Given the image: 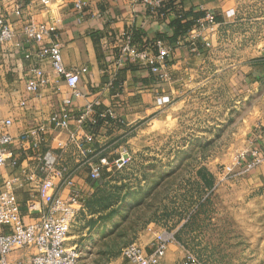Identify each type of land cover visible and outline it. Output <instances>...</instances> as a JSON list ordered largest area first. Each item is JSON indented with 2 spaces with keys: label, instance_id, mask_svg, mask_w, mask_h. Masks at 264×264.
Listing matches in <instances>:
<instances>
[{
  "label": "crops",
  "instance_id": "crops-1",
  "mask_svg": "<svg viewBox=\"0 0 264 264\" xmlns=\"http://www.w3.org/2000/svg\"><path fill=\"white\" fill-rule=\"evenodd\" d=\"M19 1L24 4L21 17L13 12L12 7L6 8L15 22L17 34L11 41L0 45V122L12 119L9 130L15 139L11 148L20 162L18 166L7 165L0 169V185L6 178L22 176L25 169L36 168L34 155L38 149L33 146V136L23 138V133L45 124L43 133L46 141L41 144V151L58 149V141H68L69 131L58 133L49 123L51 112L61 107L68 97L72 100L70 107L74 115L79 114L85 104L99 100L101 104L96 106L97 110L113 107L129 123L117 129L102 127L98 142L93 144L94 152L87 156L80 154L73 144L66 149L64 163L73 171V187L80 191L84 205L77 216L79 221L85 212L90 213L89 217H97L100 212L93 211L96 201L102 198L105 202L110 195L104 189L101 193L102 189L93 186L95 183L102 182L112 190L115 186L119 190L124 188V191L128 187L138 189L140 193L146 189L145 170L154 159L153 144L159 135L164 136L166 141L171 137H182V146H170L172 153H181L190 148L192 137L198 138L199 134L209 132L204 129L206 123L212 124L209 126L210 133L214 132L215 137L224 115L226 117L240 103L252 106L245 115L242 114V120L250 123L249 127L258 121L264 122V49L258 63L241 68L226 84L230 100H233L226 104L223 99L224 83L221 78H216L219 69L212 71L207 65L209 47H205L203 41L209 40L214 30L204 31L200 37L193 34L198 18L212 11L223 20L228 16L227 11L234 8L235 0H160L159 4L156 1L85 0L86 5L82 8L76 7L78 0H53L48 6L39 0ZM175 17L194 23L186 39L181 33L173 35L171 22ZM26 19L56 23L57 29L49 41H59L65 65L69 69L80 70L78 89L82 96H75L65 78L53 71L49 64L44 67L50 82L36 92L28 90V68L40 61L35 56H25L26 50L36 53L39 49L37 42L26 40L20 33ZM168 28L171 32L167 31ZM124 30L133 31V43L139 49L149 47L158 38L165 39L173 47L163 65L170 74L169 80L163 81L148 66L129 56H121L119 35ZM191 40L197 41V49H192ZM110 82L113 84L107 87ZM165 95L170 97V101L158 104L157 97ZM254 96L261 100V108L257 111L252 100ZM71 128L79 136L84 135L86 130L79 129L75 122ZM234 133L237 134V131ZM249 136L247 149L259 145L264 138V134L258 138L254 133ZM122 142L128 144L132 160L122 170L111 173L105 169L102 179H92L89 175L91 162H97L100 155L109 154L114 146ZM256 172L264 178V163ZM34 185V182H26L24 186L15 188L23 204L37 193ZM60 192L66 196L70 188L63 187ZM197 201L192 209L199 207L204 199ZM187 215L180 223L184 228L188 227L191 219L194 220L193 216ZM29 218L26 215V219ZM179 227L177 225L170 231L175 233ZM165 230L166 226L156 223V235ZM199 230L201 228H194L193 231L197 233ZM165 260L172 261L168 257Z\"/></svg>",
  "mask_w": 264,
  "mask_h": 264
},
{
  "label": "rangeland",
  "instance_id": "rangeland-1",
  "mask_svg": "<svg viewBox=\"0 0 264 264\" xmlns=\"http://www.w3.org/2000/svg\"><path fill=\"white\" fill-rule=\"evenodd\" d=\"M235 1L233 14L219 19L211 32L207 50V65L212 71L219 69L216 78L224 83L226 104L233 102L226 84L241 68L258 63L264 49V0ZM252 98L257 111L260 97ZM251 108L240 103L228 118L224 115L216 138L210 133L212 124L206 123L204 129L209 132L192 137L190 148L181 153H172L170 146H182V137L166 141L159 135L153 144L154 159L145 170L148 183L141 193L95 183L101 193L104 189L110 195L105 202L96 201L97 217L85 212L81 221L78 217L73 222L69 234V242L81 246L82 263L127 264L123 248L137 241L149 249L159 223L169 231L180 225L165 256L172 261L164 258V264H176L188 253L202 264H264V178L256 172L259 166L244 170L237 158L247 151L249 135L261 124L249 127L242 120ZM229 166L233 170L228 171ZM199 199L204 202L192 209ZM187 214L194 220L184 228L180 223ZM194 228L201 230L194 233Z\"/></svg>",
  "mask_w": 264,
  "mask_h": 264
},
{
  "label": "built area",
  "instance_id": "built-area-1",
  "mask_svg": "<svg viewBox=\"0 0 264 264\" xmlns=\"http://www.w3.org/2000/svg\"><path fill=\"white\" fill-rule=\"evenodd\" d=\"M48 6L53 0H39ZM160 3V0H133ZM86 5L85 0L76 1V7ZM7 7H12L17 16L23 15L24 4L19 0H0V45L11 41L17 34L15 22L10 18ZM230 9L227 15H231ZM217 13L209 11L204 17L198 18V25L193 30L195 37H200L204 31H213L219 25ZM57 29L53 21H37L26 19L20 33L28 41H35L39 45L36 53L26 50V58L37 57L38 64L31 65L27 77V88L36 92L42 85L50 82V76L44 65L65 78L75 96H82L78 89L80 70L69 69L63 60L62 46L59 41H49ZM168 28V32L171 29ZM189 33L183 35L186 39ZM204 46L210 47L211 42L204 39ZM20 44V43H18ZM192 49L198 48L196 40H191ZM119 49L121 56H129L145 66L161 80H169L170 74L163 67L170 56L173 47L165 39H156L149 47L139 49L133 43V31L124 30L119 35ZM113 83L110 82L107 87ZM158 104L170 101V97H157ZM71 98L65 99L63 105L51 112L49 123L58 133L69 131L66 142L58 141V149L48 148L41 151V144L46 141L43 133L45 124L22 134L23 138L33 136V146L38 149L34 157L36 168L23 171L22 176L4 179L0 185V264H83L81 246L69 242L70 228L76 220L80 210L84 207L80 191L73 187V171L64 163V153L73 144L83 156L94 152L93 144L98 142L102 127L117 129L129 125L128 121L118 115L113 107L97 110L99 100L91 101L82 111L74 115L70 107ZM25 104V101H23ZM77 123L79 129L85 128V133L79 136L72 130V124ZM13 121L7 118L0 122V169L4 166H18L19 157L15 156L11 145L15 136L9 130ZM102 123V124H101ZM264 134V123L255 129V137ZM61 150V151H60ZM238 163L244 170H252L264 163V138L260 144L250 146L246 152L238 157ZM132 160L127 143L114 146L109 154L103 153L99 160L91 162L90 177L100 180L104 170L111 173L122 170ZM233 170L232 166L227 167ZM26 182H34L37 193L25 204L19 199L15 188L24 186ZM69 187L70 192L64 196L60 191ZM25 211V212H24ZM26 215L30 218L26 219ZM175 241L172 231L165 230L156 235L150 243L149 249L137 241L127 244L123 248V255L127 264H164L170 243ZM112 264V263H109ZM176 264H202L197 257L188 253Z\"/></svg>",
  "mask_w": 264,
  "mask_h": 264
},
{
  "label": "trees",
  "instance_id": "trees-1",
  "mask_svg": "<svg viewBox=\"0 0 264 264\" xmlns=\"http://www.w3.org/2000/svg\"><path fill=\"white\" fill-rule=\"evenodd\" d=\"M196 13H198L199 15L202 14L201 12ZM171 24L173 35H177L178 33L185 34L190 29L194 28V23L192 21L183 22L182 17H175L172 20Z\"/></svg>",
  "mask_w": 264,
  "mask_h": 264
}]
</instances>
